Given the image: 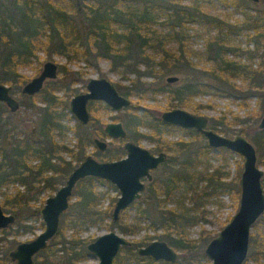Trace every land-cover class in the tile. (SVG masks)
<instances>
[{
  "label": "trees",
  "instance_id": "trees-1",
  "mask_svg": "<svg viewBox=\"0 0 264 264\" xmlns=\"http://www.w3.org/2000/svg\"><path fill=\"white\" fill-rule=\"evenodd\" d=\"M206 1L212 0H0V79L11 86L12 94H18L21 106L11 112L0 101V189L14 180L23 185V189L16 188L10 194L4 193L1 202L4 210L16 216L15 222L8 227L11 229L16 225L11 229L13 238L19 231L23 205L36 200L41 192L48 195L55 191L73 166L88 154L87 147L92 142L87 127L77 122L73 126L65 122L70 118V93L65 88L64 95L56 94L55 90L63 89L60 82L53 81L46 89L39 91L38 98L42 105L27 102V97L36 95L22 93L26 75L19 69L31 63L40 64L39 51L44 52L47 58L60 54L69 60L77 58L95 63L100 59L108 60L110 69L121 77H128L130 73L135 75L131 79L132 87L127 90L117 87L125 95L139 94L138 91L144 90L142 87L145 83L140 80L143 76L160 80L170 72L193 73L189 81L174 87L161 83L158 91H166L170 95L169 107H188L196 112L203 106L194 101L198 94L210 90L226 94L238 89L233 83L228 88H218L212 83V78L225 81L241 77L249 82L254 91H258L260 98L264 96V8H253L250 13L244 10L251 7L249 0H221L244 13V21L237 19L231 23L224 17L227 15L209 11ZM244 28L248 29L246 35L255 42V50L242 51L239 44L233 42L231 34H238ZM194 37L202 38L203 47L193 46ZM242 54H246L250 60L257 56L259 60L256 66L236 58ZM195 71L199 72L198 76ZM32 114L38 116L36 125L33 129L25 130L24 118ZM259 115L260 108L246 119L238 115L235 118L236 121H244L239 133L246 135L252 131L257 161L261 163L264 159V128L256 124ZM151 116V120L147 121L145 112L138 115L131 113L125 121L129 137L138 141L141 136H147L155 141L154 149L173 150L175 153L168 155L160 166L164 179L153 178L147 186L152 202L144 204L140 198L121 212L115 224L120 232L134 234L141 229H145V232L141 238L123 246L113 264L179 263L177 260L168 262L138 254V246L155 238L163 239L183 252L198 250L200 257L209 264L204 251H201V244L198 245L199 240L188 235L187 227L196 222V217L188 214V207L179 204L177 194L182 188L185 191L193 189L197 180L210 181L216 176L221 186L232 187L237 195V181H222L223 176L217 174V168L207 173L200 170L197 166L205 163L200 157L204 152L190 148L188 141L182 138L163 139L160 127L175 125L162 122L160 113ZM219 122L223 121L212 120L210 126L220 132H228L229 125L223 128ZM139 125L151 127V131L139 132ZM93 129L101 133L100 128ZM180 129L184 133L202 136L195 129ZM68 130L75 133L72 146L62 142ZM63 152L69 158L63 156ZM121 153L122 149H119L104 155ZM179 154L184 157L177 160ZM97 180L113 186L93 176L80 179L74 188L76 201L70 202V210L61 216L58 234L35 255L34 264H55L52 259L55 250H66L64 263L67 264H77L78 260L85 258L88 254L86 240L80 239L76 232L65 239V227L69 222L80 225L111 216L114 198L105 208H101L105 192L98 190ZM262 185L264 188V177ZM169 203L177 206H170ZM32 206L29 208L30 215L38 217L40 208ZM130 208H135V215L127 222L124 219ZM8 228L0 232L5 234ZM6 239V236H0V242ZM178 257L184 258L180 264H200L194 255L186 257L183 253ZM247 261L264 264V231L251 234L245 264ZM0 264H8L5 252L0 253Z\"/></svg>",
  "mask_w": 264,
  "mask_h": 264
},
{
  "label": "rangeland",
  "instance_id": "rangeland-1",
  "mask_svg": "<svg viewBox=\"0 0 264 264\" xmlns=\"http://www.w3.org/2000/svg\"><path fill=\"white\" fill-rule=\"evenodd\" d=\"M207 8L209 11L215 14H219L221 16L227 15L224 17H227L231 23L236 21L237 19L239 21H244V13L240 9H235L231 4H228L226 2H222L221 0H212V1H206L205 2ZM250 8L244 9L248 12H253V8L259 7L261 9L264 8V0H261L257 3L252 2L249 0ZM246 28L243 29V31L239 32L238 34L232 33L231 37L233 39V42L239 44L242 51L248 50L252 51L255 50V42L250 39L246 35ZM250 32H253L252 29H250ZM257 39V38H256ZM193 46L196 47H203V40L200 37H194L193 39ZM39 56L41 57L42 62L40 64L37 63H31L25 66L20 67V71L26 75V81L31 79L33 76L37 75L42 66L43 63L51 59L58 65V73L55 78L48 79L43 86V89H46L47 86L53 82L58 81L60 84L63 85V89L55 90L57 95H64V89L68 88V92L70 93L68 96V103L70 98L80 92L86 90V83L90 77H106L110 79L116 87L120 88L121 86L124 90H127L128 87L132 85V78H135V75L133 73H130L128 77H121L119 74L115 73L110 69L109 61L106 59H100L98 63L95 62H85L82 59H72L69 60L65 56L60 54H53L52 57L47 58L44 52L39 51ZM231 57V55H228ZM237 59H241L244 62L252 63L254 66H256L259 58L257 56H254L251 60L246 56V54L238 55L236 57ZM205 60L203 59V62ZM201 62V64H203ZM205 65H208L206 63ZM195 74L198 76L199 72L195 71ZM168 75H177L179 78L178 80L167 82L166 76ZM193 76V73H182V72H170L164 74L160 78V80H156L152 78L151 76H143L141 77V82L143 81L145 84L144 87H142L143 91H138L139 94L133 93L130 95H126L129 97L131 103L130 108H124L119 111L112 110L110 107L103 108V102L97 103L95 107H97L95 110L92 111V115L95 118H100L99 120H102L103 122L107 121H122L125 125V121L131 116V113L135 114H142L146 113V119L147 121L151 120V115H157L158 113L161 114L162 111L166 109H170L172 107L168 106L170 95L166 91H158L159 86L162 84H166L168 86H177L181 83H184L185 81H189ZM25 81V82H26ZM212 83L218 88L225 87L228 88V85L230 83H233L234 86L238 87V89H235L233 93H221L220 91H205L197 96L194 97V101L199 102L203 104V106L199 107L196 112L192 111V109L188 107H182L189 111H192L194 113L198 114H204L209 119V125H211V121H218L222 120L223 122H219L222 124H219L220 127L225 128V126L229 125L228 132H220L219 130H216L219 133H222L227 136H233L237 133H239V129L241 125H243L244 121H236L235 115L240 116L241 119H246L250 115H254L255 112L259 111L260 108V115L258 116L256 120V124L258 125L259 119L262 116L264 112V96L259 97L258 91H254L252 87L249 85V82L245 79H242L241 77H236L235 79H227V80H221L219 78L211 79ZM24 82V83H25ZM23 83V84H24ZM22 84V85H23ZM125 86V87H123ZM132 87V86H131ZM152 88L154 90H152ZM14 96L19 100L20 97L17 93H14ZM39 94H36L35 97L29 98L27 97V102L36 104L37 106L42 105V102L38 98ZM261 104L262 108H261ZM35 105V106H36ZM21 107V106H20ZM177 107V106H176ZM68 116L70 118L65 119V122L69 125L73 126L75 124V121L70 114V111L68 110ZM38 116L36 114H32L29 118H24V124H25V130L33 129L36 125ZM150 123V122H148ZM211 127V126H210ZM212 128V127H211ZM139 132H146L149 133L151 131V127L145 126V125H139L137 128ZM214 129V128H213ZM162 138L166 140H177L179 138H182L185 141H188V144L190 145V148L192 149H199L204 152L203 155L200 157L202 158L205 163L198 164V168L205 173L214 171V169L217 168L219 172L217 174L223 176L221 177L222 181L229 182V181H237L238 184V178L240 175V172L242 170V162L243 158L240 154L237 152H234L232 150H229L224 147L219 148H213L207 144L206 138L204 136L198 135V133H184L179 126L170 127V126H163L160 127ZM215 130V129H214ZM251 130V129H250ZM87 131L89 132V128H87ZM133 131H135V128H133ZM246 136L252 141V131H249ZM111 146L114 150H116L122 142L120 140L116 139H110ZM141 145L148 147L154 152H157L158 150L155 148V141L151 140L147 136H141L138 140ZM62 142L68 146H72L75 142V133L73 130H68L65 134V137L63 138ZM253 143V141H252ZM205 147V148H204ZM207 147V148H206ZM97 152V149L91 145L87 147V153L92 154L94 157L98 159L102 156L99 155ZM169 155L172 153H175L173 150L167 151ZM63 156L66 158H69L65 152L62 153ZM179 158H183L184 155H177ZM257 160H258V153H257ZM260 168L264 170V159L260 163L258 162ZM154 178H157V180H163V169H156L154 170ZM67 177V176H66ZM210 179V181L207 180H197L194 185L193 189H190L189 191H185L183 188L178 192L177 198L180 200L179 204L184 205L185 207H188L187 209L188 214L191 217H196V222L187 227L188 235L192 239L199 240L198 245L201 244V251H203L206 243L217 234V232L230 220L232 215L235 213L238 207V197H239V189L237 191V195L235 194V189L232 187H229L228 185H225L224 187L221 186L218 182V179L216 176ZM264 177V175H263ZM65 178L63 179V181ZM62 181V182H63ZM97 188L98 190H101L104 193V196L102 198V205L101 208H105L110 202L111 199L114 198L113 201L117 198L119 191L118 189L113 185H109L104 181L97 180ZM208 183V184H206ZM183 184V183H181ZM233 185V183H231ZM61 185V184H60ZM234 186V185H233ZM59 187V186H58ZM16 188L23 189V185L19 184L16 180L9 181L5 183L3 186H1L0 191V202L4 199V193L10 194L13 192ZM55 191L51 192V194H48L46 192H41L36 200H31L27 203H25L22 207V218L19 222L20 227L18 234L16 237L13 238V235L11 233V229L15 228L16 225H13L11 229L8 228V231L3 234L0 232V236H6L7 239L5 241L0 242V253L5 252L8 257V251L9 249L13 248L16 243L22 241V240H29L33 237H35L43 228L44 223L41 218V215L39 213V216H33L29 213V208H33L32 204L34 206H38L41 208V206L44 204L46 197L52 195ZM151 191L149 189L145 190L142 194V202L144 204L152 202L150 199ZM36 196V197H37ZM76 201V195L73 194L71 198V202ZM114 204V202H113ZM174 203H169L170 206H177ZM113 205L111 206L112 211ZM177 208V207H175ZM68 210V209H67ZM70 210V209H69ZM68 210V211H69ZM8 210H5L7 212ZM10 212V211H9ZM13 213V212H12ZM135 215V208H130L127 210V216L124 220L130 221L133 216ZM61 220V219H60ZM42 224V225H41ZM116 222H113L111 219V216L104 217L102 220L96 221L94 223H88L84 222L80 225H74L72 222H69L68 225L65 227V239L70 237V234L77 233V235L80 237V239H85L86 242H89L95 238L96 235L102 234L110 229H115L116 231L120 232L119 228L115 226ZM32 225L33 228L30 229L29 226ZM161 231L160 229L158 230ZM264 231V214L261 215L257 221L252 225L250 228V237L252 233L255 232ZM145 229H141L138 232L134 234H126L131 240H136L142 237L144 234ZM148 232L152 233V230H148ZM122 233V232H121ZM202 238V239H201ZM159 239V238H155ZM206 241H203L205 240ZM8 240H11L8 242ZM203 241V243H202ZM9 245V246H7ZM59 246V245H58ZM174 248V247H172ZM178 256L185 253V256H192L194 255L197 263L200 264H207L203 258L200 257L198 250H192V251H185L180 250L178 248H174ZM65 252L66 250H55L54 256H52L53 262L55 264H67L64 263L65 261ZM65 256V257H64ZM185 257V258H186ZM184 258L178 257L177 261L180 264L181 261ZM208 262L211 264V260L209 258ZM62 260V261H61ZM98 261V258L88 253L85 258L78 260L77 264H94ZM246 261V259H245ZM245 261L243 264H245ZM251 261H247V264H251ZM8 264H15V261L10 260L8 257Z\"/></svg>",
  "mask_w": 264,
  "mask_h": 264
},
{
  "label": "water",
  "instance_id": "water-1",
  "mask_svg": "<svg viewBox=\"0 0 264 264\" xmlns=\"http://www.w3.org/2000/svg\"><path fill=\"white\" fill-rule=\"evenodd\" d=\"M254 3L260 0H251ZM58 65L51 59L43 63L42 70L26 81L21 91L32 95L38 92L47 78H55ZM177 75L166 76V81L178 80ZM87 90L70 98L69 109L75 119L88 123L90 119L88 101L101 99L113 110H119L130 104V99L121 94L114 83L106 77H91L87 82ZM0 101L11 112L20 108L19 100L12 94L11 86L0 79ZM160 119L164 123L174 124L183 128L195 129L201 133L207 144L213 148L224 147L240 154L243 158L242 170L238 178V207L230 220L205 245L203 251L211 264H243L248 255L250 228L264 212V188L262 178L264 170L257 161V151L252 141L243 133L227 136L217 132L209 125V119L204 114L194 113L182 107H172L161 112ZM259 128H264V112L258 122ZM108 135L124 137L126 130L121 121H108L104 127ZM94 142L104 149L106 142L98 137ZM126 156L115 160H99L87 154L69 172L65 181L56 191L46 197L40 208L44 228L33 238L22 240L9 252L16 264H34V255L45 248L51 238L59 230L61 214L68 208L76 183L86 177L102 178L114 184L119 191L112 212V221H117L123 210L141 197L145 189V181L141 178H152L151 169L166 159L165 152L157 154L139 143L127 140L124 143ZM15 221L13 213L5 212L0 204V228ZM128 235L110 229L86 243L88 253L95 255L98 261L94 264H113V261L123 246L131 244ZM138 254L151 256L155 260L175 262L177 251L163 239H153L138 246Z\"/></svg>",
  "mask_w": 264,
  "mask_h": 264
},
{
  "label": "flooded vegetation",
  "instance_id": "flooded-vegetation-1",
  "mask_svg": "<svg viewBox=\"0 0 264 264\" xmlns=\"http://www.w3.org/2000/svg\"><path fill=\"white\" fill-rule=\"evenodd\" d=\"M43 67V66H42ZM41 70H42V68H41ZM40 70V71H41ZM101 77H103V76H101ZM91 78V77H90ZM89 78V79H90ZM48 79H52V78H47V79H45L44 80V83H43V86L45 85V83H46V81L48 80ZM88 79V80H89ZM88 82V81H87ZM86 85H87V83H86ZM115 85V84H114ZM43 86H42V88L40 89V90H42L43 89ZM115 87H116V85H115ZM117 88V87H116ZM118 89V88H117ZM39 90V91H40ZM86 90H87V86H86ZM85 90V91H86ZM39 91L38 92H36V93H34V94H32V95H36V94H38L39 93ZM119 91V90H118ZM80 92H84V91H80ZM80 92H78V93H80ZM120 92V91H119ZM121 93V92H120ZM77 94V93H76ZM121 94H123V93H121ZM75 95V94H74ZM123 95H125V94H123ZM126 96V95H125ZM128 97V96H127ZM129 98V97H128ZM70 101V100H69ZM101 102H103L104 104H103V108H107V107H110L111 108V106H109L105 101H103V100H101V99H90L89 101H88V111H89V115H90V119H89V122L88 123H82V122H80V121H78L77 119H75V117H74V115H72L71 114V112H70V114L72 115V117H73V119H74V121H75V123L77 122V123H79L80 125H82V126H85V127H87V128H89V136H90V139L92 140V142H91V144H92V146L93 147H95L96 149H97V152H95V153H98V154H101V156H102V154L104 155L106 152H116L117 150H119V149H122V153L120 154V155H104V157H101V158H103V159H99V160H115V159H120V158H122V157H125L126 156V149L124 148V143L127 141V140H132V141H134V142H136V143H138L139 141H136V140H134V139H132V138H130L129 137V135H128V131H127V128H126V126L123 124V122H122V124H123V127H124V129L126 130V135L124 136V137H114V136H110V135H108L107 134V132L105 131V129H104V127H105V124L108 122H103L102 120H99L100 118H95L93 115H92V111L93 110H95L97 107H95V105L97 104V103H101ZM131 105H133L132 103H131V101H130V104L128 105V106H125V107H123V108H121V109H119V110H122V109H124V108H129V107H131ZM134 106V105H133ZM135 107V106H134ZM112 109V108H111ZM113 110V109H112ZM119 110H115V111H119ZM69 111H70V109H69ZM112 121V120H111ZM172 125H174V124H172ZM175 126H178V125H175ZM179 127H181V126H179ZM93 128H100V129H98V130H100L101 131V133L100 134H98V133H96L95 132V130L93 129ZM183 128V127H182ZM203 136V135H202ZM95 137H98V138H100L101 140H103V141H105L106 142V146H105V148L104 149H100L98 146H97V144L94 142V138ZM109 138L110 139H116V140H120L121 142H122V144L116 149V150H114L113 148H112V146H111V141L109 140ZM140 144V143H139ZM146 147V146H145ZM148 148V147H147ZM151 150V149H150ZM151 152H153V153H155V154H157V153H159V152H165L166 153V159L163 161V162H161L159 165H158V167H156V168H154V169H151V173H152V178L150 179V180H148L146 177H142L141 179L143 180V181H145V189H144V191L147 189V186H148V184L153 180V178H154V170H156V169H158V168H160V166L168 159V152L167 151H165V150H158L157 152H154V151H152L151 150ZM93 156V155H92ZM96 158V157H95ZM83 159V158H82ZM81 159V160H82ZM98 159V158H97ZM74 167V166H73ZM71 171V170H70ZM69 171V172H70ZM69 174V173H68ZM67 174V175H68ZM96 178V177H95ZM66 179V178H65ZM102 179V178H101ZM65 181V180H64ZM107 181V180H106ZM109 182V181H108ZM111 183V182H110ZM77 184V183H76ZM114 185V184H113ZM76 186V185H75ZM115 186V185H114ZM116 187V186H115ZM75 188V187H74ZM56 191V190H55ZM143 191V192H144ZM143 192H142V194H143ZM74 194V189H73V192H72V195ZM142 194H141V197H142ZM119 195V194H118ZM140 197V198H141ZM71 198H72V196H71ZM139 198V199H140ZM139 199H137V200H139ZM116 200V199H115ZM136 200V201H137ZM70 202H71V199H70V201H69V205H70ZM115 202V201H114ZM135 202V201H134ZM0 204H1V202H0ZM114 205V204H113ZM132 205V204H131ZM130 205V206H131ZM1 206H2V204H1ZM42 207V206H41ZM3 208V207H2ZM67 209H69V206H68V208ZM67 209L64 211V212H66L67 211ZM4 210V209H3ZM5 211V210H4ZM124 211V210H123ZM8 213H12V212H9V211H7ZM63 212V213H64ZM112 212V211H111ZM62 213V214H63ZM14 214V213H13ZM62 214H61V216H62ZM15 215V214H14ZM61 216H60V219H61ZM15 220H16V216H15ZM15 222V221H14ZM13 222V223H14ZM113 222H116V221H113ZM13 223H11V224H9L8 226H6V227H4V228H8L10 225H12ZM4 228H0V230L1 229H4ZM59 229H60V220H59ZM58 232H59V230H58ZM58 234V233H57ZM56 234V235H57ZM55 235V236H56ZM52 239V238H51ZM50 239V240H51ZM49 240V241H50ZM49 243V242H48ZM87 243V242H86ZM131 243H132V241H131ZM17 244V243H16ZM16 244H15V246H16ZM48 245V244H47ZM86 245V244H85ZM14 246V247H15ZM13 247V248H14ZM13 248H11V249H9V251H8V257L10 258V256H9V252L13 249ZM138 248V247H137ZM122 249V248H121ZM120 249V250H121ZM42 250V249H41ZM40 250V251H41ZM87 250V249H86ZM39 251V252H40ZM37 254V253H36ZM35 254V255H36ZM118 254V253H117ZM35 255H34V257H35ZM10 260H12L11 258H10ZM13 261H15V260H13ZM35 262V261H34ZM16 264V263H15Z\"/></svg>",
  "mask_w": 264,
  "mask_h": 264
}]
</instances>
